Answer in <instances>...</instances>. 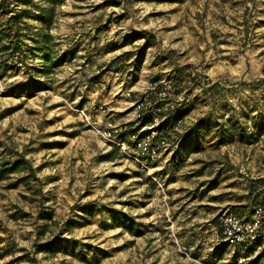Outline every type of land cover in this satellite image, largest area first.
Masks as SVG:
<instances>
[{"label": "rangeland", "instance_id": "obj_1", "mask_svg": "<svg viewBox=\"0 0 264 264\" xmlns=\"http://www.w3.org/2000/svg\"><path fill=\"white\" fill-rule=\"evenodd\" d=\"M153 88L186 157L104 161ZM17 160L0 264H239L220 218L264 190V0H0V165Z\"/></svg>", "mask_w": 264, "mask_h": 264}, {"label": "built area", "instance_id": "obj_2", "mask_svg": "<svg viewBox=\"0 0 264 264\" xmlns=\"http://www.w3.org/2000/svg\"><path fill=\"white\" fill-rule=\"evenodd\" d=\"M153 90L156 91V94L150 98L147 104L150 109L148 114L151 115V121L145 122L146 114L142 110V106L139 105L138 109L141 111L137 116V121L131 127L132 132L129 133L127 141L120 137L123 129H112L108 133L110 142L118 147L121 153L144 168H148L164 154L177 148L175 138L165 135L160 129L161 123L167 118L165 112L172 111L175 104L172 102L160 104L169 97L168 88L160 90L153 88ZM181 125L182 121L177 124V127L179 128ZM220 224L226 240L230 243L241 246L257 244L259 249L264 246V207L256 208L250 220L228 210L221 216ZM245 261L246 259L242 258L239 260V264H243Z\"/></svg>", "mask_w": 264, "mask_h": 264}, {"label": "trees", "instance_id": "obj_3", "mask_svg": "<svg viewBox=\"0 0 264 264\" xmlns=\"http://www.w3.org/2000/svg\"><path fill=\"white\" fill-rule=\"evenodd\" d=\"M45 1H47L49 4H56L57 2V0H45ZM53 40L54 39H53V36H51V34L42 33L40 34V38L38 39L35 45L36 56L40 58L43 64L42 73H44L45 75H50L53 72L54 68L61 66L64 62L63 57L52 60L50 47H51V44L53 43ZM17 53H18V49L13 51L10 57L11 58L15 57ZM169 118L167 119L169 120ZM167 119L165 122H162L160 125V129L162 130V132L167 131L168 129H170V127H172L173 122L171 120L168 121ZM149 121H151V115L148 114V116L145 117V122H149ZM128 131L132 132V129H128ZM233 141H234L233 136H231V138L228 139L226 138V136L221 135L219 143H232ZM118 154H119V148L114 147L113 150H111L110 152H108L107 154L103 156V160L104 161H114L118 157ZM20 164H21V160H17L13 164L0 165V183L7 180L11 174L15 173L20 168ZM251 200H252L253 207L255 210L256 207L260 203H263L264 201V190L258 191L256 196ZM116 218L120 219L122 217L116 216ZM215 222L216 221H214V223ZM128 229L132 232L134 231L132 227H128Z\"/></svg>", "mask_w": 264, "mask_h": 264}, {"label": "crops", "instance_id": "obj_4", "mask_svg": "<svg viewBox=\"0 0 264 264\" xmlns=\"http://www.w3.org/2000/svg\"><path fill=\"white\" fill-rule=\"evenodd\" d=\"M173 125L174 124H172V126ZM183 147H184V144H178L177 148L174 151L164 154L162 157H160L157 161L152 163L150 166H153V170H157V171H161L164 168H169V165L173 163V160L175 161L177 159L179 154L182 157H186L183 151ZM237 209L240 212L239 216L251 218L254 207H253V203L250 197H247L246 203L244 205H241ZM221 241H223L229 246L231 257L233 260L236 259V261L238 262V260L243 257L248 258L249 256H253V254L257 255V252H258L257 250H260L262 252L260 253L259 259L262 261V263H264V246L261 247V249H259V246L257 244L241 246V245L227 243L225 239ZM255 263H257V261Z\"/></svg>", "mask_w": 264, "mask_h": 264}]
</instances>
